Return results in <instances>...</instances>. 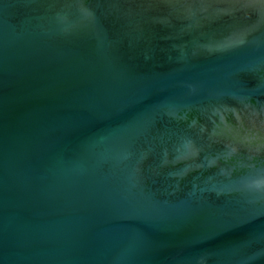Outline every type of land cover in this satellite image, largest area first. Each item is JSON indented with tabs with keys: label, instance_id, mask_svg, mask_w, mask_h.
<instances>
[{
	"label": "water",
	"instance_id": "obj_1",
	"mask_svg": "<svg viewBox=\"0 0 264 264\" xmlns=\"http://www.w3.org/2000/svg\"><path fill=\"white\" fill-rule=\"evenodd\" d=\"M0 264H264V0H0Z\"/></svg>",
	"mask_w": 264,
	"mask_h": 264
}]
</instances>
